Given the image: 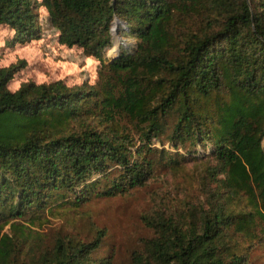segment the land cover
<instances>
[{
  "label": "trees",
  "instance_id": "1",
  "mask_svg": "<svg viewBox=\"0 0 264 264\" xmlns=\"http://www.w3.org/2000/svg\"><path fill=\"white\" fill-rule=\"evenodd\" d=\"M42 5L60 43L88 57L113 47L115 23L138 44L104 66L102 88L28 82L13 92L26 62L0 68V264H111L97 256L104 230L35 250L33 227L70 201L145 187L170 116L172 147L207 166L196 199L143 218L154 236L133 264H249L264 230V0H0V26L38 40ZM118 118L140 128L138 140Z\"/></svg>",
  "mask_w": 264,
  "mask_h": 264
},
{
  "label": "rangeland",
  "instance_id": "2",
  "mask_svg": "<svg viewBox=\"0 0 264 264\" xmlns=\"http://www.w3.org/2000/svg\"><path fill=\"white\" fill-rule=\"evenodd\" d=\"M39 16L42 34L40 39L32 42L21 43L10 27L0 26V68L22 60L26 62L9 84V90L13 92L28 82L49 84L63 81L69 87L88 84L102 88L107 73L104 66L119 55L121 48L129 53L137 49L138 40L124 35V25L119 23L114 32L113 47L105 52L103 59L88 57L82 49L60 43V34L53 27L49 11L43 5ZM193 24L198 25V20L191 22V27L197 28ZM118 123L119 128L138 140L140 128L127 118H118ZM164 124V132L152 141L156 151L150 156L155 161H161L145 187L111 198L92 197L89 202L76 207L70 201L53 215H41L43 219L37 220L33 227L37 235L29 240L28 246L35 250L51 248L56 240L62 238L90 243L99 230H104L106 236L97 256H110L111 264H133L134 255L142 253L145 242L154 236V231L143 218L158 212L169 214L181 210L187 202L196 199L207 166L192 161L185 163V151L175 150L170 141L175 117L166 118ZM169 159L180 162V167L170 164ZM118 176L117 169H113L107 184ZM66 207L69 209L65 210ZM246 253L249 264H264V230Z\"/></svg>",
  "mask_w": 264,
  "mask_h": 264
},
{
  "label": "water",
  "instance_id": "3",
  "mask_svg": "<svg viewBox=\"0 0 264 264\" xmlns=\"http://www.w3.org/2000/svg\"><path fill=\"white\" fill-rule=\"evenodd\" d=\"M116 26H117V23H115L114 25L113 32H115Z\"/></svg>",
  "mask_w": 264,
  "mask_h": 264
}]
</instances>
